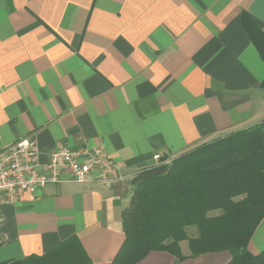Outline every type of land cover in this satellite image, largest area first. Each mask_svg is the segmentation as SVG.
Here are the masks:
<instances>
[{"label":"crops","instance_id":"crops-1","mask_svg":"<svg viewBox=\"0 0 264 264\" xmlns=\"http://www.w3.org/2000/svg\"><path fill=\"white\" fill-rule=\"evenodd\" d=\"M263 121L264 0H0V153L29 136L41 163L61 146L115 165L3 205L0 264L71 238L110 264L140 171ZM247 250L264 251V218ZM230 260L152 251L136 264Z\"/></svg>","mask_w":264,"mask_h":264},{"label":"trees","instance_id":"trees-1","mask_svg":"<svg viewBox=\"0 0 264 264\" xmlns=\"http://www.w3.org/2000/svg\"><path fill=\"white\" fill-rule=\"evenodd\" d=\"M131 193L122 213L124 241L110 264H136L152 251L179 261L229 251L228 264H264V251L247 250L264 218V121L140 171ZM14 264L91 263L71 238L41 258Z\"/></svg>","mask_w":264,"mask_h":264},{"label":"built area","instance_id":"built-area-1","mask_svg":"<svg viewBox=\"0 0 264 264\" xmlns=\"http://www.w3.org/2000/svg\"><path fill=\"white\" fill-rule=\"evenodd\" d=\"M114 168L101 149L71 151L61 146L49 152L47 161L41 163L34 140L26 136L0 153V208L16 203L25 194L36 198L48 185L62 183L64 174L70 182L86 184L103 180Z\"/></svg>","mask_w":264,"mask_h":264},{"label":"rangeland","instance_id":"rangeland-1","mask_svg":"<svg viewBox=\"0 0 264 264\" xmlns=\"http://www.w3.org/2000/svg\"><path fill=\"white\" fill-rule=\"evenodd\" d=\"M131 191H132V189H131ZM131 192H130V198H131ZM129 202H130V200H129ZM129 205V204H128ZM187 234H188V236L189 237H195V235H196V231H195V229L194 228H189V229H187ZM179 246H180V250H181V252L183 253V254H186L188 251H187V242L186 241H182V242H180L179 243Z\"/></svg>","mask_w":264,"mask_h":264}]
</instances>
